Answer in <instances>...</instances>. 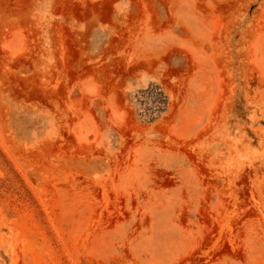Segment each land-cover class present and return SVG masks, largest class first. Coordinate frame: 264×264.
<instances>
[{
	"label": "rangeland",
	"instance_id": "obj_1",
	"mask_svg": "<svg viewBox=\"0 0 264 264\" xmlns=\"http://www.w3.org/2000/svg\"><path fill=\"white\" fill-rule=\"evenodd\" d=\"M0 264H264V0H0Z\"/></svg>",
	"mask_w": 264,
	"mask_h": 264
}]
</instances>
